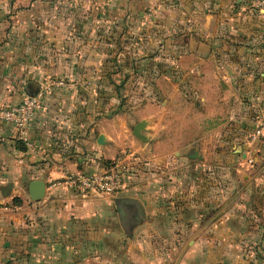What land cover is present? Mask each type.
I'll return each instance as SVG.
<instances>
[{
    "label": "crops",
    "instance_id": "crops-1",
    "mask_svg": "<svg viewBox=\"0 0 264 264\" xmlns=\"http://www.w3.org/2000/svg\"><path fill=\"white\" fill-rule=\"evenodd\" d=\"M251 3L0 0V110L43 92L23 133L0 120V264H264ZM124 150L116 194L66 181Z\"/></svg>",
    "mask_w": 264,
    "mask_h": 264
},
{
    "label": "built area",
    "instance_id": "built-area-1",
    "mask_svg": "<svg viewBox=\"0 0 264 264\" xmlns=\"http://www.w3.org/2000/svg\"><path fill=\"white\" fill-rule=\"evenodd\" d=\"M251 5L264 13V0H252ZM43 92L26 95L19 102L10 104L0 110V120L12 124L19 133H23L31 119L41 109ZM251 142L264 140V108L256 116L255 129L250 135ZM127 150L119 153L102 171L93 173L69 174L66 181L83 193H100L113 195L124 186V172L127 169Z\"/></svg>",
    "mask_w": 264,
    "mask_h": 264
},
{
    "label": "water",
    "instance_id": "water-1",
    "mask_svg": "<svg viewBox=\"0 0 264 264\" xmlns=\"http://www.w3.org/2000/svg\"><path fill=\"white\" fill-rule=\"evenodd\" d=\"M144 129V122H138L132 129V133L134 136L138 138H142L141 131ZM29 193L32 199H38L42 194V183L40 181H32L29 185ZM117 210L122 213L123 208L122 205L115 200Z\"/></svg>",
    "mask_w": 264,
    "mask_h": 264
},
{
    "label": "trees",
    "instance_id": "trees-1",
    "mask_svg": "<svg viewBox=\"0 0 264 264\" xmlns=\"http://www.w3.org/2000/svg\"><path fill=\"white\" fill-rule=\"evenodd\" d=\"M14 201H16V199L14 198Z\"/></svg>",
    "mask_w": 264,
    "mask_h": 264
}]
</instances>
